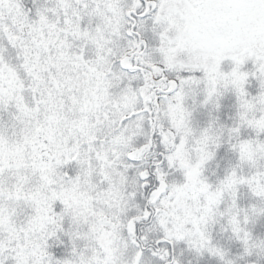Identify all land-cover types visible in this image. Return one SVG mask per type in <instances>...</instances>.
Here are the masks:
<instances>
[{"label": "snow or ice", "instance_id": "1", "mask_svg": "<svg viewBox=\"0 0 264 264\" xmlns=\"http://www.w3.org/2000/svg\"><path fill=\"white\" fill-rule=\"evenodd\" d=\"M0 264H264V0H0Z\"/></svg>", "mask_w": 264, "mask_h": 264}]
</instances>
